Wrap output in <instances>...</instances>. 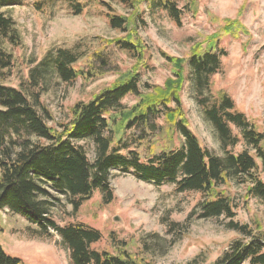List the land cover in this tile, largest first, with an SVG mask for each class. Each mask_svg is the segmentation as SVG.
<instances>
[{
  "label": "rangeland",
  "instance_id": "rangeland-1",
  "mask_svg": "<svg viewBox=\"0 0 264 264\" xmlns=\"http://www.w3.org/2000/svg\"><path fill=\"white\" fill-rule=\"evenodd\" d=\"M41 1L20 0V5L0 8V13L13 18L22 37L19 46H8L14 61L2 83L24 88L30 70L61 48L82 55L75 66L78 70L91 67L96 51H112L114 58L113 67L103 75L79 77L71 83L57 76L50 78L40 98L55 117L50 122L53 128L69 119L74 106L90 103L123 75L139 73L143 91L146 85H152V96L158 90L161 93L173 72L168 56L182 63L178 64L183 69L181 110L202 147L224 155L219 133L199 104L202 96L212 101L211 92L214 99L229 96L234 112L243 114L264 134V0H180L181 26L166 12H152L143 0H132L137 4L134 9L119 0H100L129 21L130 35L112 29L106 10L100 6L90 5L81 15H75L63 0L37 8L35 4ZM122 38H129L143 54L138 66L134 67L139 58L132 53L115 46L106 48L107 42ZM211 47L222 53L221 69L211 78L212 91L204 88L199 95L188 63L195 53ZM138 102L134 96L123 100L130 107ZM231 128L241 138L240 131ZM239 140L236 147L229 148L235 154L246 148ZM90 145H86L88 157L94 160ZM255 158L257 174L264 182V165ZM110 185L114 191L111 203H104L103 195L96 191L77 212L66 194L47 185L53 220L60 228L77 223L95 228L102 233L100 242L93 245L95 250L117 254L126 249L146 264H214L232 241L241 238L228 228L225 217L201 220L191 216L203 199L199 193L178 192L173 183L158 187L140 181L133 172L120 170L111 171ZM221 190L232 200L236 222L249 226L256 223L264 229V200L249 196L246 185L231 184ZM0 245L22 264H74L56 231L45 232L9 211L0 213Z\"/></svg>",
  "mask_w": 264,
  "mask_h": 264
},
{
  "label": "trees",
  "instance_id": "trees-1",
  "mask_svg": "<svg viewBox=\"0 0 264 264\" xmlns=\"http://www.w3.org/2000/svg\"><path fill=\"white\" fill-rule=\"evenodd\" d=\"M59 1L42 0L35 6L40 8ZM63 1L75 15H81L90 5L100 6L106 10L112 29L129 33V21L117 15L106 2ZM179 1L143 0V3L148 2L152 12L157 9L166 12L181 26L183 13ZM119 2L133 9L137 5L132 0ZM20 4V0H0V8ZM21 39L13 18L0 13V213L9 211L45 232L56 231L74 264H146L126 249L118 250L117 254L95 250L93 245L102 238L95 228L81 223L60 228L53 220L52 196L46 188L52 185L66 194L77 212L96 191L101 192L104 203L113 201L112 170L133 172L145 183L158 187L173 183L178 192L201 194L203 199L192 217L229 220L228 228L241 238L232 241L214 264H264V229L256 223L249 226L236 222L232 200L221 190L231 184L246 185L249 196L264 200V182L257 174L255 158L264 165V134L243 114L234 112V102L229 96L213 98L211 78L220 71L222 56L215 51L216 47L195 53L188 65L195 77L197 93L202 95L205 89L211 92L212 101L202 96L199 104L219 133L224 155L202 147L185 123L179 93L183 69L178 66L181 62L168 56V63L174 65L173 72L161 93L158 90L152 96L155 89L152 85H146L143 91L139 73L123 75L90 103L74 106L69 119L53 128L50 122L55 117L40 98L50 78L57 76L64 83H71L79 77L103 75L113 67V52L104 49L94 52L91 67L78 70L75 66L82 55L72 49H58L30 70L27 86L16 88L2 82L13 67L8 46H19ZM107 43L106 48L115 46L132 53L135 59L143 55L129 38ZM140 58L134 67L140 64ZM127 96L137 97L138 104L124 105ZM231 126L240 131L241 138ZM239 139L246 148L235 154L229 148L236 147ZM88 143L93 147L94 160L88 157ZM0 264H22V261L8 255L0 245Z\"/></svg>",
  "mask_w": 264,
  "mask_h": 264
}]
</instances>
